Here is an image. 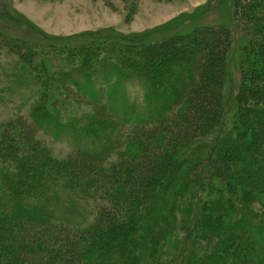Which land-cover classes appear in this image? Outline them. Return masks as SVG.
Here are the masks:
<instances>
[{
  "label": "rangeland",
  "instance_id": "obj_1",
  "mask_svg": "<svg viewBox=\"0 0 264 264\" xmlns=\"http://www.w3.org/2000/svg\"><path fill=\"white\" fill-rule=\"evenodd\" d=\"M254 4L264 0H0V264H83L69 245L68 235L78 233L12 218L18 212L8 203L3 177L14 178L17 166L31 158L43 171L30 169V175L46 185L38 200L26 199L30 211L48 197L40 207L61 216L74 202L78 213H87L82 226L97 217L118 223L140 211L154 250L137 264H186L192 249L221 247L200 226L212 203L208 192L214 193V213L233 235V247L252 243L257 255L248 264L264 263V230L258 228L264 224V58L248 13ZM238 24L251 43L247 48L230 46L239 37ZM97 33L103 34L99 40ZM174 57L185 66L171 63L161 71V60ZM235 65L246 73L239 77V91L234 76L226 75ZM140 75L154 86L151 92ZM95 95L99 101L93 104ZM236 104L241 118L233 117ZM96 117L106 124L96 127ZM229 121L245 132L233 131L227 141ZM229 144L244 155L236 157V173L220 167L227 164L220 157L230 153ZM81 149L98 159L92 165L98 169L85 171L86 179L75 161ZM158 158H169V165L155 177ZM216 170L232 191L211 184ZM236 217L256 229L246 235ZM56 221L50 223L68 228ZM53 239L62 244L61 257L34 251L33 242ZM115 259L112 264H118ZM95 263L102 264L97 258Z\"/></svg>",
  "mask_w": 264,
  "mask_h": 264
},
{
  "label": "trees",
  "instance_id": "obj_2",
  "mask_svg": "<svg viewBox=\"0 0 264 264\" xmlns=\"http://www.w3.org/2000/svg\"><path fill=\"white\" fill-rule=\"evenodd\" d=\"M250 15H252L253 17V21L255 22L254 26L260 36H261V54L262 57L264 58V5H259V4H254L252 6V8L249 9L248 12ZM2 17V16H0ZM237 29L239 30V37L238 38H231V44L230 46L233 48L234 45L237 43H247L245 45V48L251 46L250 42H247V40H245V28L242 24H238L237 25ZM220 33V32H219ZM95 36V39L99 40L103 37V34L101 33H97ZM238 36V34H237ZM45 42V41H44ZM89 43V42H88ZM242 44V46H243ZM253 51V55H256V58L252 59L253 61H250V63L254 64L256 63L257 59V52L254 50ZM175 57L173 58V60L169 59V60H161V71L162 70H167V68H169L171 66V63H177L179 67L185 66V61H178V60H174ZM248 61V60H246ZM84 63V62H83ZM82 63V64H83ZM262 67V72H264V60H260ZM259 63V64H260ZM171 70V69H169ZM168 70V71H169ZM176 71V68L173 69V71ZM159 72V70H157ZM167 71V72H168ZM256 72V71H255ZM253 73L254 75H256V73ZM160 73V72H159ZM242 74V76H241ZM226 75H228L227 77H233V82L237 84V90L238 88L240 89V82L239 80L243 79L244 75L246 76V73L244 72V70L242 71L239 65H235L233 66V68H229L228 70H226ZM140 79L141 81L144 83L143 85H145V87L147 86V90L149 92L152 91V86L151 84H149V81L146 82L145 78H143L142 75H140ZM154 76V75H153ZM139 77V76H138ZM241 79H240V78ZM247 77H252L247 76ZM256 77V76H255ZM254 80H256L254 78ZM263 83V82H262ZM156 89H154L155 91ZM239 91V90H238ZM125 93V92H124ZM122 94L120 97V101L121 103H126L125 100V94ZM112 94V93H111ZM111 94H110V98H111ZM152 94V93H151ZM150 95V94H149ZM148 95V96H149ZM241 95V94H240ZM96 97H94V101L93 104L97 103L99 100H97L98 95H95ZM146 96V95H145ZM239 96V92H237V96ZM109 98V99H110ZM152 101L150 102H154V97L152 95H150L149 97ZM104 106H102L103 108ZM158 107H161L160 105ZM162 108V107H161ZM105 109V107L103 108ZM151 111V110H150ZM229 109H227V113H229ZM233 111L236 112L237 115L233 114V117H239L241 118V114L239 113V109H238V105L236 104L235 108L233 109ZM225 112V110H224ZM158 113V111H157ZM264 116V115H263ZM154 117L151 118V120H153ZM262 119L264 120V118L262 117ZM92 123L96 124V127H101L103 124H106V122L102 119H100L99 117H96V120H94ZM226 124H228L227 126H229V131L230 134L224 139V140H232L233 138V134L235 133L236 135H242L245 131L244 130H235L234 129V122L229 121ZM111 127V126H110ZM227 128V127H226ZM249 128V127H248ZM256 128V127H254ZM259 130V129H258ZM234 131V133H233ZM95 136V135H93ZM10 137V135L8 136ZM96 137V136H95ZM231 137V138H230ZM7 139V138H6ZM197 140V139H196ZM197 141H200L199 139ZM196 142V141H195ZM225 143V142H224ZM235 144V143H233ZM233 144H229L226 145L225 147L227 148L228 146V151L230 153H227L226 155H221L220 159L222 160V162H227V164L221 163V169L224 170L222 172H225L227 170V168L230 167V170H235V173L238 171L237 167H233L237 161H236V157L238 156V158H243L244 155H240L238 152L236 153V145ZM225 145V144H224ZM8 147H11L10 144H8ZM81 148V147H79ZM83 149L80 150H76L75 152V161L79 164V171H84V173H82L81 177H84L86 179V177L88 176L86 174L87 171L93 172V169L96 171L98 169V167L96 166L95 168H92V165H94L95 163H97L96 161H98L97 157H90V153L85 149L82 152ZM232 152V153H231ZM240 155V156H239ZM33 158H31L28 162L29 164H25V163H21V165L17 166V171L16 173H14V178L11 177V175H5L3 177V182L2 185L4 187L5 192L7 193V197H8V203L11 202L12 205V210L14 211V213L17 211L18 213L13 215V217H27L28 220L31 223H43L46 227H52L55 229H58V227H60V229H66L68 232L70 233H78V235H68L71 243H69L70 247L72 248V250L74 251V256L75 257H79L80 261L83 264H96L95 263V258L98 259V261L102 264H112L113 260H116L115 258H117V262L118 264H137L139 261V258L141 256L145 257V256H150V253L153 252L154 250V244L153 242V235L149 233L148 228L147 230L141 227L144 219L143 217L140 215V211L138 212H131L129 214H126V218L123 219L122 221L118 222V223H110L108 220H106V222L99 220V218L97 217V219H95L94 221H92L89 224L83 225L84 223V217H87V213L86 216H82V214L78 213V205L76 203H71L69 204V206L64 209V212L62 213L61 216H57L56 214H53L52 212H47L45 210H43L40 206L41 202L43 203H47L48 197L46 198H39V203H34L35 205L32 206L33 211H30L31 208L25 205V201L26 199H31V197L35 196V200L38 198L39 195H42L43 191L42 189H44V186L46 184L42 183V180L32 178V172H30V169H34L36 170V172H42L43 169H41V167L39 165V162H37L34 165H31V162L35 163ZM69 161V159H68ZM157 165H156V176L155 177H159L162 176L164 174L165 171H167V165H169V158L167 159H163L162 158H158L156 160ZM73 161L70 163L72 164ZM57 166V165H56ZM65 167V166H64ZM242 168V167H239ZM86 171V172H85ZM231 172V171H230ZM214 175L216 174V176H212V182L211 184L214 185L215 189H219V190H225L226 193L232 191V188L227 187L225 185H223L222 183L219 182L218 178H217V173L218 171H214L213 172ZM31 174V175H30ZM185 177V175H184ZM187 177V176H186ZM160 179V178H159ZM159 179H156L154 182H157ZM16 180V181H15ZM85 184L87 186H90L92 184V180H85ZM85 186V185H84ZM64 188H68L69 186H65L63 185ZM207 188L210 186L207 185ZM205 187V188H206ZM260 191H264V186L263 184L261 185V190ZM68 194H72L74 195L72 192L66 191ZM65 193V194H67ZM204 196V195H202ZM208 198H212V203H208L206 204L205 207H207L209 209V212H203L202 216H201V220H200V226L204 229H202V233L206 234V236L212 238V239H217L220 242L221 247L220 248H215V249H211L210 252L208 251H203V253H200L199 251H195V249H190L191 251H189L188 256L185 257V261L187 262L186 264H227L229 263V258L231 256H233L236 260L235 264H248L249 260H250V255H254L256 256L257 252H255L256 249L255 246H253L252 243L250 244H246L243 243L242 245H240V247H233V235L226 233L225 231H227L225 228L221 227V219H218L219 215H217L216 213H214V200L213 197L214 193L208 192L207 194ZM246 196V195H245ZM243 196V200L246 201V199L248 200L247 196L245 197ZM41 197V196H39ZM227 196L225 195V198ZM228 198V197H227ZM113 199V198H111ZM116 199V198H115ZM113 199V200H115ZM33 200V199H32ZM38 200V199H37ZM118 199H116L117 201ZM39 204V205H37ZM222 205V204H221ZM156 206V205H155ZM210 206V207H209ZM218 206V205H217ZM163 207V206H162ZM229 207V206H228ZM232 208H230V210H233L235 206H231ZM215 209V208H214ZM22 213V214H21ZM213 213L215 214V216H213ZM239 213V211H238ZM21 214V215H19ZM142 214V213H141ZM166 214V212H165ZM236 214V213H235ZM164 215V214H163ZM6 215L3 214L2 218L5 217ZM165 216V215H164ZM7 217H5L3 220H5ZM53 219H57V221H59L60 223H64L65 225L68 226L67 227H62L55 224L50 223ZM212 219V221H211ZM215 221H214V220ZM237 219V217H236ZM262 223H264V218L259 219ZM2 221V220H0ZM56 221V222H57ZM76 221H79V223H76ZM239 221L240 225H236V227H240V229H242V231H244V233L249 234V231L251 229H256L254 228V224L253 222H248L246 218H239L237 219V222ZM83 222V223H80ZM116 222V221H115ZM6 224V223H5ZM237 227V228H238ZM256 227V226H255ZM260 227V230L263 229L264 230V224H261L258 226V228ZM5 228L4 223H0V229ZM138 229H141L138 233L136 232ZM70 230V231H69ZM228 232V231H227ZM250 234L254 235L256 238L260 239L262 237H260V234H256L255 233H251ZM62 236H66L65 238H67V241H69V238L67 235H62ZM250 236V235H249ZM137 238L141 239L140 241H137ZM143 241V242H142ZM33 243L35 245H33ZM31 242V245H33L34 247V251H38V252H42L43 254H55L58 257L60 256V253H58V249L61 248L62 244L57 246V241L55 239H53L50 243L48 244H44L43 242L40 244L39 242ZM39 243V244H37ZM147 244H150L147 245ZM67 245L65 246V249H67ZM55 249V250H54ZM54 250V252H52ZM69 250V249H68ZM1 251V250H0ZM140 255V256H139ZM49 256V255H48ZM229 257V258H228ZM7 258H5L4 260H6ZM48 259H50V256L48 257ZM8 260V259H7ZM14 260V257L12 258L11 261ZM98 264V263H97ZM180 264V263H179ZM258 264H264L262 262L259 261L258 259Z\"/></svg>",
  "mask_w": 264,
  "mask_h": 264
}]
</instances>
